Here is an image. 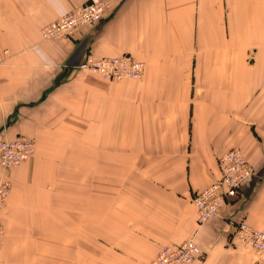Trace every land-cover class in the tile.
I'll use <instances>...</instances> for the list:
<instances>
[{
    "label": "crops",
    "instance_id": "obj_1",
    "mask_svg": "<svg viewBox=\"0 0 264 264\" xmlns=\"http://www.w3.org/2000/svg\"><path fill=\"white\" fill-rule=\"evenodd\" d=\"M109 8L74 37L45 26L89 2ZM131 55L139 79L108 81L65 62ZM35 156L7 174L0 264H150L194 238V264H264L239 241L264 232V0H0V141ZM238 149L253 177L199 224L193 195Z\"/></svg>",
    "mask_w": 264,
    "mask_h": 264
},
{
    "label": "built area",
    "instance_id": "obj_2",
    "mask_svg": "<svg viewBox=\"0 0 264 264\" xmlns=\"http://www.w3.org/2000/svg\"><path fill=\"white\" fill-rule=\"evenodd\" d=\"M109 8L108 2L94 1L69 11L60 20L47 26L43 39L72 38L83 27L92 26L103 20ZM93 74L108 81L141 78L145 64L131 55H122L111 59H93L85 57L81 66ZM35 143L23 135L0 141V211L4 208L10 194L11 181L7 174L14 167L34 156ZM220 179L210 187L193 195L197 220L205 224L219 217L228 201L236 199L247 187L253 176V170L238 149H232L218 157ZM235 237L246 246L264 255V232L252 227L245 221L237 224ZM4 225L0 217V247L3 244ZM202 252L194 238L185 240L176 246H165L150 264H194Z\"/></svg>",
    "mask_w": 264,
    "mask_h": 264
},
{
    "label": "water",
    "instance_id": "obj_3",
    "mask_svg": "<svg viewBox=\"0 0 264 264\" xmlns=\"http://www.w3.org/2000/svg\"><path fill=\"white\" fill-rule=\"evenodd\" d=\"M90 37L91 36L88 35L79 42V44L76 46L70 57L65 62V67H66L65 73L61 75L56 82H59L65 76L69 68H78L81 66L87 54V48Z\"/></svg>",
    "mask_w": 264,
    "mask_h": 264
},
{
    "label": "rangeland",
    "instance_id": "obj_4",
    "mask_svg": "<svg viewBox=\"0 0 264 264\" xmlns=\"http://www.w3.org/2000/svg\"><path fill=\"white\" fill-rule=\"evenodd\" d=\"M47 26H49V25H47ZM47 26H45L44 28H43V30L47 27ZM43 30H42V32H43ZM42 38H43V34H42ZM35 154H36V152H34V156H35ZM243 155V154H242ZM244 157V156H243ZM245 158V157H244ZM253 177V176H252ZM11 183L13 184V182H12V180H11ZM11 187H12V185H11ZM198 221V220H197ZM199 223V222H198ZM200 224V223H199ZM206 224V223H205Z\"/></svg>",
    "mask_w": 264,
    "mask_h": 264
},
{
    "label": "bare ground",
    "instance_id": "obj_5",
    "mask_svg": "<svg viewBox=\"0 0 264 264\" xmlns=\"http://www.w3.org/2000/svg\"><path fill=\"white\" fill-rule=\"evenodd\" d=\"M207 223V222H206ZM202 225V224H201Z\"/></svg>",
    "mask_w": 264,
    "mask_h": 264
}]
</instances>
